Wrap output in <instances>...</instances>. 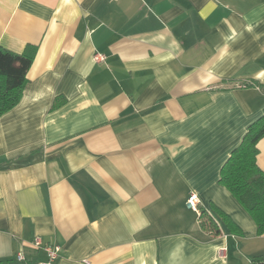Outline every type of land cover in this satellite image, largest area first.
<instances>
[{"label":"crops","instance_id":"obj_1","mask_svg":"<svg viewBox=\"0 0 264 264\" xmlns=\"http://www.w3.org/2000/svg\"><path fill=\"white\" fill-rule=\"evenodd\" d=\"M0 47L36 50L0 117V264L44 262L36 239L61 247L56 264L264 256L220 184L264 115V1L0 0ZM258 149L264 172V137Z\"/></svg>","mask_w":264,"mask_h":264},{"label":"trees","instance_id":"obj_2","mask_svg":"<svg viewBox=\"0 0 264 264\" xmlns=\"http://www.w3.org/2000/svg\"><path fill=\"white\" fill-rule=\"evenodd\" d=\"M35 54L36 50L33 48H28L22 54H15L0 47V117L20 103ZM263 137L264 115L248 127L242 142L224 164L220 177V184L250 214L259 235H264V172L257 165V156L258 143ZM207 216V211L201 210V224H208L216 232L214 222ZM260 262H264V256L253 260V264Z\"/></svg>","mask_w":264,"mask_h":264},{"label":"built area","instance_id":"obj_3","mask_svg":"<svg viewBox=\"0 0 264 264\" xmlns=\"http://www.w3.org/2000/svg\"><path fill=\"white\" fill-rule=\"evenodd\" d=\"M105 60H106V56H104V55L97 54L95 56V61L98 63L104 62ZM200 205H201V200H200L199 196L196 193H190L188 200H187V207L189 209H191L192 211L201 215ZM33 244L36 248H39V249L41 248L46 253V260L44 262H40L37 264H56L57 263V261L60 257L61 250H62L60 246H58V245H43L39 239H36L33 242ZM16 259L21 264H29L27 257H26V253L23 250H20L16 254ZM257 264H264V262H260Z\"/></svg>","mask_w":264,"mask_h":264},{"label":"rangeland","instance_id":"obj_4","mask_svg":"<svg viewBox=\"0 0 264 264\" xmlns=\"http://www.w3.org/2000/svg\"><path fill=\"white\" fill-rule=\"evenodd\" d=\"M252 264H253V262H252Z\"/></svg>","mask_w":264,"mask_h":264}]
</instances>
